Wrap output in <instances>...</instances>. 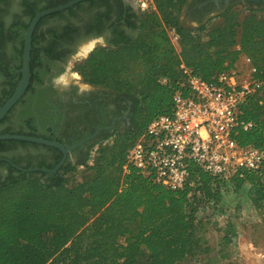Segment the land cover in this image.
Instances as JSON below:
<instances>
[{
  "label": "trees",
  "instance_id": "1",
  "mask_svg": "<svg viewBox=\"0 0 264 264\" xmlns=\"http://www.w3.org/2000/svg\"><path fill=\"white\" fill-rule=\"evenodd\" d=\"M69 1L21 0L28 19L12 13L6 21L4 7L9 0H0V107L21 78L16 71L22 67L25 32L36 12ZM153 1L154 8L136 13L122 0H88L40 20L32 40L31 83L24 96L41 82L44 62L62 55L55 41L67 37L50 29L52 46L44 48L39 58V25L56 15L75 14V7L84 3L102 6L92 18L98 23L94 36L102 34L104 19L111 20L108 44L95 47L76 63L75 70L86 83L131 98L133 124L107 133L92 144L83 160L67 161L56 173L23 172L12 162L25 168H54L63 155L59 148L0 140V264H214L215 259L205 258L213 247L203 228L210 215L229 213L225 196L248 183L250 202L264 214V165L260 173L236 174L229 182L192 167L195 186L187 184L180 191L128 165L135 140L155 117L173 112L177 90L188 93L182 65L211 81L220 69L247 57L256 77L264 80V11L233 5L193 26L182 18L190 0ZM91 14L85 17L91 19ZM23 97L1 120L0 134L50 139L35 132L30 105H25L17 124L7 123L13 109L25 102ZM241 119L256 125L250 130L237 128L238 142L264 149V86L242 106ZM111 136L113 142L104 143ZM47 150L54 154L52 162L43 155ZM219 230L223 233L219 252L228 257L226 249L237 229L229 217Z\"/></svg>",
  "mask_w": 264,
  "mask_h": 264
},
{
  "label": "built area",
  "instance_id": "2",
  "mask_svg": "<svg viewBox=\"0 0 264 264\" xmlns=\"http://www.w3.org/2000/svg\"><path fill=\"white\" fill-rule=\"evenodd\" d=\"M137 3L143 11L154 8L153 0ZM181 67L188 93L175 92L173 112L155 117L135 140L128 153V165L172 191L183 190L187 184L195 186L192 167L222 182H229L236 174L243 176L244 172L260 173L264 149L240 144L235 136L237 128L250 130L256 125L241 119L242 106L264 86V80L255 75L251 59L244 57L233 67L220 69L211 81ZM113 139L111 136L104 143H112ZM97 149L98 145L90 152L89 163ZM215 219L227 224L229 213L217 214Z\"/></svg>",
  "mask_w": 264,
  "mask_h": 264
},
{
  "label": "flooded vegetation",
  "instance_id": "3",
  "mask_svg": "<svg viewBox=\"0 0 264 264\" xmlns=\"http://www.w3.org/2000/svg\"><path fill=\"white\" fill-rule=\"evenodd\" d=\"M20 2L21 0H9L8 5L4 7L6 21L9 20L8 15L12 13H17L22 20L28 19ZM122 2L130 6L134 12H140L137 0H122ZM233 5L264 11V0H190L184 10V16L192 21L191 25L197 26ZM90 8H93L91 10L93 14L89 13ZM100 8L103 9L102 6L92 7L90 3H84L80 7H75V14L67 13L64 17L56 15L39 25L37 31L38 46L41 48L39 58L43 57L44 48L52 46V38L49 34L52 28L58 34H67L66 38L55 41V49L62 55L44 62L41 82L36 84L33 92L30 91L23 97L25 102H20L13 109L7 122L12 125L17 124L25 105H30L31 121L36 125L35 132L38 135H46L50 140H57L70 146L78 144L69 151L65 163L83 160L96 140L119 127H130L133 124V101L128 96L104 86L91 85L83 79L81 83L67 82L60 76L80 60L78 47L83 40L95 37L103 38L104 42H108L111 32L109 19L103 20L102 34L94 36L98 33L96 27L98 23L92 18ZM88 14L92 15L91 19L85 17ZM68 25L71 26L66 33ZM9 46L11 47V43ZM39 62L37 60V63ZM17 73H20L19 69ZM24 125L26 126L25 123ZM43 155L48 162L54 159L53 152L49 150L43 152Z\"/></svg>",
  "mask_w": 264,
  "mask_h": 264
},
{
  "label": "rangeland",
  "instance_id": "4",
  "mask_svg": "<svg viewBox=\"0 0 264 264\" xmlns=\"http://www.w3.org/2000/svg\"><path fill=\"white\" fill-rule=\"evenodd\" d=\"M182 18L187 23L191 22L193 24L188 17L183 16ZM92 41H95V47L107 45L106 42H101L100 38L94 37L83 40L78 47L80 60L87 57L89 48L84 49ZM240 61H244V57H241ZM76 63L74 64L76 65ZM75 65L68 68L60 76L67 82L81 83L82 77L75 70ZM79 169L82 168L80 167ZM250 195V185L246 183L238 192L225 196L226 202H228L226 206L229 209V217L237 229V236L234 238L233 243L226 249V252L229 254L228 257L222 258V253L219 252L222 248L221 240L223 235L219 228L220 226H225V222L215 219V215H210L209 223L203 228V233L208 243L213 247V251L205 256L207 261L208 258H212L216 260L214 264H249L251 261L252 264H258L259 262H264V217L258 211H252L250 209ZM259 216L262 217V220H259ZM214 224H218V226ZM239 233L242 235L240 242L237 239L240 236ZM189 264L194 263L191 262ZM198 264L200 263L198 262Z\"/></svg>",
  "mask_w": 264,
  "mask_h": 264
},
{
  "label": "water",
  "instance_id": "5",
  "mask_svg": "<svg viewBox=\"0 0 264 264\" xmlns=\"http://www.w3.org/2000/svg\"><path fill=\"white\" fill-rule=\"evenodd\" d=\"M82 1H85V0H71L67 3L60 4L58 6H54V7L47 8L45 10L36 12L34 18L30 22L25 32L23 61H22V67L19 69V72L21 73V78L12 96L5 102L3 106L0 107V122L9 113V111L18 103V101L22 99V97L24 96V94L26 93L27 89L30 86L31 78H32L31 51H32L33 33L40 19L46 15H50V14H53L59 11H63ZM100 41L104 42L103 38H100ZM90 44H91V47L87 51V56L95 48V41H92ZM3 139H16V140H23V141H29V142H35V143L45 144L49 146H54V147L59 148L64 154L61 161L54 168H41V167L25 168V167H22L12 162L13 166H15L17 169L23 172L43 171L47 173H56L61 168V166L65 163L69 151H71L74 147L78 145V144H75L73 146H70L68 144H63L57 140H50V139H46L41 136H32V135L17 134V133L0 134V140H3Z\"/></svg>",
  "mask_w": 264,
  "mask_h": 264
},
{
  "label": "crops",
  "instance_id": "6",
  "mask_svg": "<svg viewBox=\"0 0 264 264\" xmlns=\"http://www.w3.org/2000/svg\"><path fill=\"white\" fill-rule=\"evenodd\" d=\"M238 62H239V61H238ZM249 206H250V209H251L252 211H257V209L255 208V206H254L251 202H250V205H249ZM239 234H240V233H239ZM241 236H242V235L240 234V236H238L239 238L237 237V239H238L239 242H240V238H241ZM251 245H253V244L251 243ZM251 262H252V261H251ZM251 262H249V264H252ZM260 263H261V264H264V262H260Z\"/></svg>",
  "mask_w": 264,
  "mask_h": 264
},
{
  "label": "bare ground",
  "instance_id": "7",
  "mask_svg": "<svg viewBox=\"0 0 264 264\" xmlns=\"http://www.w3.org/2000/svg\"><path fill=\"white\" fill-rule=\"evenodd\" d=\"M91 47V44L90 45H87V47H85V50L87 49V48H90Z\"/></svg>",
  "mask_w": 264,
  "mask_h": 264
}]
</instances>
